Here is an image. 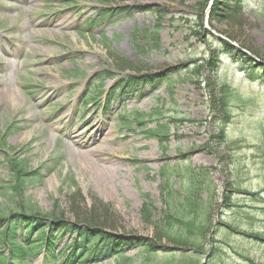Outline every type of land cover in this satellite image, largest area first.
I'll return each instance as SVG.
<instances>
[{"label":"rangeland","instance_id":"rangeland-1","mask_svg":"<svg viewBox=\"0 0 264 264\" xmlns=\"http://www.w3.org/2000/svg\"><path fill=\"white\" fill-rule=\"evenodd\" d=\"M214 2L0 0L2 246L31 253L8 231L32 204L61 247H100L94 264H264V82L241 62L264 78V0L226 20ZM84 134L111 145L109 179L66 147Z\"/></svg>","mask_w":264,"mask_h":264},{"label":"trees","instance_id":"trees-1","mask_svg":"<svg viewBox=\"0 0 264 264\" xmlns=\"http://www.w3.org/2000/svg\"><path fill=\"white\" fill-rule=\"evenodd\" d=\"M209 0H206V2H208ZM244 0H215L214 2V7H213V10L211 11L210 13V20H214L217 18V16H221L223 17L225 20L227 19L226 16L224 15H227V13H229V11L231 10L233 13L236 11H234L233 7H240L242 6ZM219 5H222L224 9H218V6ZM205 10V4L203 5L202 7V13L204 12ZM224 13V15H220V12ZM203 17L204 16H200V23L201 25H203ZM157 35L159 34V31H156L155 32ZM223 47L225 48L227 46L226 43L224 42H221ZM223 48V49H224ZM229 51L228 50H223V53H228ZM213 55H215V57H217L219 54L217 53H213ZM219 61V60H218ZM217 61V62H218ZM253 60L250 58V57H243V59H241V62L242 64H244V67L242 71H244L245 75L247 76L248 79H250L251 81H254L256 82L257 80L259 79H263L262 81L264 82V78H262V74L261 75H258V72H256V69L254 67H252V62ZM249 66V68L247 67ZM263 73V72H262ZM35 211V208L32 204H29L28 206H23L21 208V212H14V214L11 216L10 218V221H13L14 224H12L13 226V229H17L18 227H21V228H28V229H38L39 231H42L44 230L45 228H47L45 224H43L44 222L39 220L37 217H35V215L33 214V212ZM50 221V223L52 222V225H56L59 223V225H61L62 223L60 222H54L52 220H48ZM46 223V222H45ZM51 226V225H50ZM52 228V227H50ZM61 229H64V230H75L77 227L72 225L71 227H67L66 228V225H62V227H60ZM11 229L9 230L8 232V235H12L11 233ZM126 246H129L130 248H132L133 250L134 249H137L139 250L141 253L145 254V253H150V249L148 248V245L147 244H137V243H134L133 241H126V243H124ZM34 245H30L29 247H34ZM115 257V256H114ZM116 257H122L124 258L125 255H118ZM95 259H100V256L98 254L95 255Z\"/></svg>","mask_w":264,"mask_h":264},{"label":"bare ground","instance_id":"bare-ground-1","mask_svg":"<svg viewBox=\"0 0 264 264\" xmlns=\"http://www.w3.org/2000/svg\"><path fill=\"white\" fill-rule=\"evenodd\" d=\"M34 25L36 26V23H34ZM41 25L43 24H39L37 26H41ZM56 25L62 26L60 25V23H57ZM53 29H54V26H53ZM6 96L9 99H12V100L14 99V101L15 99H17V96L15 95V93L11 91H9V93L7 94L0 95L1 98L3 97L6 98ZM83 138L80 137V138L74 139V137H72V139L70 138V141H67L65 145L66 147H68L71 144L78 145L79 150L74 153H76L77 156L79 157V160L81 161V164H82V170L85 171L87 178H96V179L100 178V179H105V180L109 179V175L111 173V167L108 165L112 163L111 161L107 160L105 154L109 150V147H111V145L107 144L106 143L107 141L106 142L104 141L103 144L105 146H99V147L97 146L95 148H91L87 146H91L92 144H94L96 139L84 141ZM95 155H97L96 157L98 159L93 162L91 157Z\"/></svg>","mask_w":264,"mask_h":264}]
</instances>
